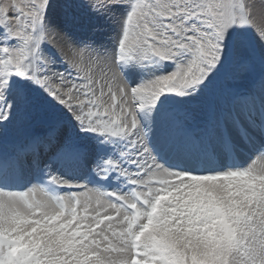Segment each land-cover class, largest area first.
<instances>
[{
	"label": "snow or ice",
	"instance_id": "snow-or-ice-1",
	"mask_svg": "<svg viewBox=\"0 0 264 264\" xmlns=\"http://www.w3.org/2000/svg\"><path fill=\"white\" fill-rule=\"evenodd\" d=\"M53 2L31 0V8L25 9L12 0L15 17H8L6 7L0 6V21L16 19L15 38L25 46L32 43L31 49L15 56L8 47L0 48V128L12 121L21 102H28L22 92L10 95L11 78L16 77L65 110L82 134L97 137L102 145H121L119 159L101 161L96 172L101 179L119 180L132 165V176L139 179L125 182L138 190L130 196L109 192L119 203L105 205L106 216L99 210V199L89 215V204L74 196L38 199L35 190H0V264H264V169L195 170L214 140L225 149L234 147L229 125L250 143L264 139V102L259 107L241 104L236 111L209 119L199 141L175 131L165 118L172 102L165 98L187 103L229 66L240 74L250 70L237 23L244 5L225 10L212 0L131 3L116 55L110 59L95 53L93 59L90 46L69 49L77 83L62 85L42 71V56L36 51L45 33L59 38L46 24ZM21 24L32 33L39 29V37L26 35ZM260 44L264 47V37ZM161 62L173 65L170 74L135 87L126 78L118 83L112 72L113 64L125 77L128 71L149 63L159 67ZM58 135L53 127L34 151L22 149V155H14L11 166L20 171L40 168V153L50 151ZM153 139L159 150L191 160L194 166L161 162L150 147ZM4 175L0 161V189ZM47 183L61 182L53 177Z\"/></svg>",
	"mask_w": 264,
	"mask_h": 264
},
{
	"label": "rangeland",
	"instance_id": "rangeland-1",
	"mask_svg": "<svg viewBox=\"0 0 264 264\" xmlns=\"http://www.w3.org/2000/svg\"><path fill=\"white\" fill-rule=\"evenodd\" d=\"M257 1L260 4H262V1L264 2V0H212L214 3L222 4L225 10H231L230 6L232 5H244L243 13L237 15V23L242 26L243 39L247 45L244 56L250 64V70L245 74H240L234 66H229L220 74L210 78L211 83L208 84L203 94L187 103H177L175 102V98H165L166 100H172L168 105L172 107L173 115L176 119H179L181 122L180 125L174 127L178 133L181 132L182 134L186 129L194 128L197 132L198 130L203 131L206 122L212 119V114L214 113V109L208 106L209 104H206V102L210 101L209 103H212L215 98L219 99L222 97L227 104L228 102L230 104L229 99L235 92L239 93V95H249L247 99L239 102L240 105L246 104L251 107L255 104L259 107L264 102V47H261L260 44L261 37H264V19L259 21L257 19L259 14H252V7L255 6ZM15 2L18 5H22L25 9H29L32 6L31 0H15ZM134 2L147 4L149 0H71V2L69 0H54L47 11L46 24L48 29L58 33L60 37L54 40L50 33H45L40 48L36 49L40 56H42L41 63L44 65L42 71H46L50 76L55 77L62 85H70L77 83V81L75 80L76 70L72 66L74 58L70 54L69 49L90 46L94 50L93 53H90L93 59L95 58V53L102 54L110 59L113 58L117 52L118 41L122 38V29L126 24V15L129 12L131 3ZM11 3L12 0H0V6H4L7 9V16L15 17L17 13L11 9ZM106 4L109 6H105ZM94 5L97 7H93ZM235 11L239 13V7H236ZM20 15L22 16V13ZM69 17L71 18L70 20ZM0 27L3 28V32L0 33V48L8 47L13 56L32 48V43L25 46L22 40L15 38L18 30L16 19L0 21ZM19 27L25 31L26 35H30L34 39L40 35L39 29L37 33H32L30 30L24 29L23 24ZM57 43H59V47ZM3 58L4 53L0 51V68L3 67ZM32 59L33 57L29 53V60ZM27 62L25 61V63ZM87 62L86 56L83 69L85 72L87 71ZM118 68V65H112V72L115 73L117 82L123 83L126 78L130 86L135 87L141 82H147L151 78L170 74L173 70V65L161 62L158 67L149 63L145 67L126 72L125 77L118 71ZM11 80L12 94L10 95L15 97L17 92H22L28 100L27 103L21 102L15 112L18 113L16 114L18 117L23 116V125L27 129L45 126L53 128L56 126L66 132V128H70V133L79 131L71 116L54 101L45 96L38 88H34L31 84L16 77H12ZM236 103H231V107L238 106ZM230 111H233V107ZM16 115H13L12 120L18 118ZM15 127L17 128L18 126H15L12 121L3 128H0V138H10L11 133L13 134L16 130ZM228 130L230 140L234 148L236 147V152L240 157V163L247 164L243 169L252 168L254 171L264 169V155H258L257 152H254L253 154H255L257 160L256 162H249L247 159V153L250 152L248 148L244 146V149H242V145L239 148L236 145V143L246 140L242 139L234 129ZM18 132H20V128ZM59 135L63 137L61 133ZM4 140L9 143L8 140ZM4 140L0 139V144ZM258 140L264 141V139L257 137L253 140V143L257 147L261 146L264 149V144ZM214 141L218 145L221 142L219 139ZM159 160L162 162V159ZM32 183L34 184V179H32ZM85 200L86 202L90 201V199Z\"/></svg>",
	"mask_w": 264,
	"mask_h": 264
},
{
	"label": "bare ground",
	"instance_id": "bare-ground-1",
	"mask_svg": "<svg viewBox=\"0 0 264 264\" xmlns=\"http://www.w3.org/2000/svg\"><path fill=\"white\" fill-rule=\"evenodd\" d=\"M252 8H253L252 14L253 13L259 14L257 18L259 21L264 19V2L263 1H262V4H260V2L257 1L255 6ZM57 45L59 47V43H57ZM233 95L234 94H232L229 99L230 104L238 102L237 99H235V97L233 98ZM241 97L244 98L246 96L244 94V96H241ZM209 102L210 101H207L206 104L208 103L209 104L208 106L214 109L212 118H219L220 116H223L226 113H228L227 111H225L224 107L228 108L229 104H227V102L222 97L219 99L215 98V100L212 103H209ZM218 108H220V115L218 113ZM16 114L18 113H15V115ZM16 117L18 116L16 115ZM22 117L23 116H19L18 118H16V120H12L15 126H18V127L17 128L15 127L16 130L14 131L13 134L11 133L10 138H0V139H6L9 141V143L4 142L6 144V147H5L6 152L5 153L0 152V161H3L4 165H8L7 171L3 178L4 184L7 183L10 187L22 186L23 190L21 194L35 190L38 199L47 198L51 196L45 191H43L41 188H39L38 180H44L45 178L51 179L55 177L56 180H59L61 182L60 185L65 186V187H69V185L76 186V187L84 186L85 189L82 190V193L80 194L76 195L75 192H70V193L63 192L62 195L66 198L68 196H74L77 199H79L81 203L86 202L85 199H90L89 201L90 203L87 202L89 204V208H88L89 215L95 213L98 207L97 200L99 199L100 201L99 210L102 215L106 216L107 213L104 212V206L110 203L109 199H107L105 196L106 192L97 186L89 185L88 180L90 178L101 179L96 172V167L98 163L104 160H108V159L118 160L120 157V152L122 151L121 149L122 146L119 144L102 145L100 144L99 139L95 136H89L88 134H82L80 131L74 132V133L68 132L67 137L62 134L61 136L63 137H60V135H58L59 138L57 139V142H56L57 145L55 146V149L46 152V156H48L47 158L49 159L47 161L44 160L40 168L28 167V168H25L23 171H20L19 169H15L11 166L13 156L16 154L22 155L23 153H21L20 151L22 149L27 152L34 151L37 144L40 142H43L44 137H40V136H44V134L49 133V130H46L43 128L42 129L33 128L27 131V128H25V125H23ZM173 119L174 121H176L175 118ZM173 119H172V116L166 119L167 123L171 127H173L174 125L172 121ZM19 128H20V132H18ZM228 129H231L230 125L228 126ZM57 130L60 134L61 133L60 130L59 129ZM195 130H196L195 128L191 130H186L182 134L191 135L195 140L199 141L201 139L203 131L198 130L197 132ZM228 137L230 138L229 133H228ZM153 140H154L155 145L158 147L155 139ZM34 141L37 143H33ZM219 143H220L219 145L216 144L215 141L211 143V146L208 152L206 153V155L201 157L199 159V162L195 164L196 171L198 172L203 171L204 173H206V171L208 170L206 169V167L209 165H212L215 169H218V168H221L222 165L234 167V165L241 164L239 161L240 157L236 152V147L235 148L233 147L231 150H228L224 148L222 142H219ZM241 148L244 149V146ZM257 154L264 155V152L259 150L257 151ZM162 155L166 157L164 160L170 161L169 159H171L172 162L174 163H176L177 161L179 165L180 163L182 164V167L188 168L194 164V162L191 160L184 159L182 157L177 156L179 157L178 159L176 156H173L167 152H163ZM127 170H128V175H122L121 179L119 180H117L115 177H111L113 181L112 182L113 187L111 188L110 191L112 193L117 192L125 196H130L131 191L138 190V186H134L132 188L130 184L125 182L132 178L139 179L138 177L132 176V172H133L132 165H127ZM32 179H34V184L32 183ZM85 181H86V184L82 185ZM115 183L117 185H115ZM94 205L96 206L94 207ZM80 211L83 214V210L80 209ZM112 255L115 256L116 254L113 253Z\"/></svg>",
	"mask_w": 264,
	"mask_h": 264
}]
</instances>
